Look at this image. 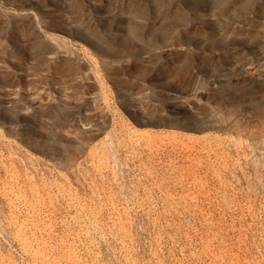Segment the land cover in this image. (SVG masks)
<instances>
[{"label": "rangeland", "instance_id": "rangeland-1", "mask_svg": "<svg viewBox=\"0 0 264 264\" xmlns=\"http://www.w3.org/2000/svg\"><path fill=\"white\" fill-rule=\"evenodd\" d=\"M0 264H264V0H0Z\"/></svg>", "mask_w": 264, "mask_h": 264}]
</instances>
